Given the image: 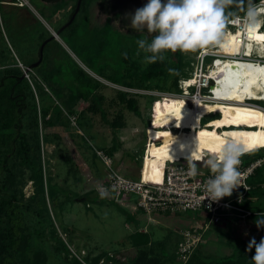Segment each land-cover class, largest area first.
Masks as SVG:
<instances>
[{
  "label": "rangeland",
  "instance_id": "rangeland-1",
  "mask_svg": "<svg viewBox=\"0 0 264 264\" xmlns=\"http://www.w3.org/2000/svg\"><path fill=\"white\" fill-rule=\"evenodd\" d=\"M98 1L84 0L83 4H91L88 10L84 12L82 8L77 12L74 20L60 30L57 38L52 39L45 48V52L48 49L52 52L47 58L53 63L61 62L66 69V62H74L100 82L102 88L98 93L103 97L99 107L104 119L98 112H89L87 102H78L74 109L76 112L84 111L86 124L82 126L83 129L79 130L71 123L67 130L70 137L57 128L45 130L63 138L59 142L42 144L40 150L43 174L49 176L51 184L59 189L56 192L58 206L54 209L52 220L58 236L78 259H90L106 253L113 259H102L98 264H127L137 253L128 239L133 232L148 236L146 244L140 249L156 248V244L166 237L167 247L172 246L173 251L179 231L196 225L198 229L204 227L208 233L201 244L202 256L218 258L230 254L237 247L240 237L234 219L210 223L200 213L189 211L163 217L146 216L130 205H115L109 198H101L98 187L103 188L104 168L97 160L94 165L91 163V146L111 148L112 166L122 176L129 179H140L142 176L144 180L158 182L165 161H190L187 164L191 168L195 165L197 172L205 171L202 169H209L207 158L219 154L226 142L235 141L246 150L264 140V77L258 74L252 83L246 80L248 86L244 84L242 88L226 90L233 73V33L238 28L237 24L226 27L219 45L207 48L202 67V73L209 70V75L215 78L212 87L215 99L231 104L183 103L179 97H169L177 93L172 84L174 74L168 71V68L173 69L170 63L175 61L174 53H164L165 60L153 63L155 70H151L150 77L141 80L140 76L145 75L144 69L148 64L143 63L146 55L143 51L137 55V40L155 34L149 35L146 26L142 32L137 31L128 21L121 26L120 19L113 17V13L105 15L100 12ZM28 4L29 7L25 6L26 9L21 11L0 6V67L12 65L19 69L18 63L24 66L34 60L39 48L36 45L38 36L58 31L68 20L67 16L56 13L49 18V10L37 1H29ZM260 4L261 1L257 3ZM69 6L70 3L65 8ZM14 12L27 21L26 27L12 24ZM107 19L108 24L119 32L104 28ZM215 53L226 57L219 55L220 58H214L210 65ZM122 55L134 64L136 76L139 77L136 79L140 84L138 89L123 88L108 82L111 80V65L114 67L117 63L118 67L121 66ZM88 56L97 64L89 62ZM179 64L176 86L182 79L193 82L194 73L200 67L197 53L181 52ZM100 68L102 70L99 71ZM30 74L34 75L32 69ZM119 90L127 92V98L135 101L139 115L129 111L125 103L117 99ZM161 93L164 94L162 99L159 97ZM38 99L40 103L47 102L44 94L38 93ZM245 100L262 102L251 104L245 103ZM116 119H120L121 125L110 127L109 122H116ZM82 134L88 147L81 138ZM205 155L208 156L204 160ZM18 181L21 193L26 198L32 191L27 173L18 176ZM87 194L96 202L86 201L84 195ZM259 202L264 206V195ZM126 214L133 218V222L126 221ZM260 218H245V223L248 230L264 235V226L257 228L255 223ZM67 260L68 256L59 261L65 264Z\"/></svg>",
  "mask_w": 264,
  "mask_h": 264
},
{
  "label": "trees",
  "instance_id": "trees-1",
  "mask_svg": "<svg viewBox=\"0 0 264 264\" xmlns=\"http://www.w3.org/2000/svg\"><path fill=\"white\" fill-rule=\"evenodd\" d=\"M27 1L28 3L29 1H37L42 7L47 8L50 13L47 15L49 18L55 13L69 18L76 2V0ZM83 1L80 2L78 12L82 8V11L86 12L91 6L89 3L83 4ZM129 1L99 0L97 6L100 12L105 15L113 13V17L120 19L122 26L126 25L130 19V14H132L131 6L127 5ZM259 1L261 0H253L255 4ZM13 2V0H0V6L16 11L26 9V7L14 6ZM162 2H166V0H162ZM69 3L70 6L66 9L65 7ZM137 5L135 4L139 8L145 6V4ZM232 11L236 13L237 17H242L245 14L244 11L235 8ZM108 20L104 22V28L118 31L108 24ZM11 21L16 27L27 26V21L23 18L20 19L16 12L12 15ZM263 26L247 28L243 24L234 31L233 42L235 47L231 64L233 73L227 91L230 88L232 90L242 88L244 84L248 86L249 83L246 80L252 83L258 74L260 77H264V63L258 60H264ZM49 36L47 32L44 35H39L36 43L37 48L42 40ZM148 39L150 41L151 36ZM50 42L52 39L43 46L42 52L45 53V56L42 53L40 63L32 69L34 75L29 74V81L22 76L21 70L16 66L0 67V264H62L59 261L60 258L63 261L67 256L68 260L65 264H98L99 260L111 261L113 259L106 253H101L90 259L86 257L78 259L70 253L66 243L58 236L52 222V220L54 221V209L58 206L56 192L59 189L51 184L49 176L43 174L40 150L42 144L59 142L63 138L56 133L49 134L45 130L57 128L70 137L67 130L71 122L76 125L77 129H83L82 126L86 124L83 117L84 111L76 112L74 109L78 102H87L86 109L93 114L98 112L102 119H104V113L99 107L103 99L98 93V90L102 88L100 82L86 74L74 62L69 64L66 62L67 66L64 69L65 66L61 62L53 63L52 60L50 61L49 55L52 52L49 49L45 52V48ZM197 52L198 50L195 51V53ZM173 56L175 61L170 64L173 69L179 72L181 51L175 52ZM36 60L37 55L34 60L24 66L28 67ZM88 60L96 63L89 56ZM120 64L119 67L117 63L114 67L111 65L112 72L109 75L111 80L108 82L123 88L138 89L140 84L136 79L139 77L136 76L134 64L129 63L124 55L121 57ZM100 70L102 69L100 68ZM151 70H155V66L148 64L144 69L145 75L140 76L141 80L147 76L150 77ZM177 76L174 75L172 83L175 91H178L176 88ZM38 93L46 96V103H40ZM116 97L120 102L125 103L129 111L139 115L135 101L127 98V92L119 90ZM109 125L112 128L120 126V119H116V122L110 121ZM83 136L84 134L81 135V138L85 146L88 147ZM98 149L111 157V148L98 147ZM262 154H264V140L246 149L240 157L241 163L248 165ZM94 161L95 156L91 152L93 165ZM24 172L27 173V180L32 187L31 194L26 198L21 193V187L18 186L20 182L18 176ZM247 183L250 189L247 193V200L241 206L252 214L234 219L240 237L237 247L232 249L230 254L218 258L205 257L200 253L201 245H198L190 252L187 260L181 263L175 255V247L180 239L179 235L173 245V251L172 246L167 247L166 237L162 242L156 244V248L143 250L140 248L146 244L148 236L146 233L135 231L129 235L128 239H130V245L137 250V253L127 264H173L176 262L178 264H254L252 257L255 254V248L253 247L251 251L248 250L249 241L255 238L256 242L259 243L264 235L248 230L245 218H262L264 216V206L259 202L264 195V189H261V184L264 183V172L259 168L255 169L247 179ZM85 197L89 198L88 194L84 195ZM86 198V201L96 202L93 198H89V200ZM104 199L108 200L107 198ZM113 204L117 205L116 203ZM125 219L128 222H133L130 215L126 214Z\"/></svg>",
  "mask_w": 264,
  "mask_h": 264
},
{
  "label": "built area",
  "instance_id": "built-area-1",
  "mask_svg": "<svg viewBox=\"0 0 264 264\" xmlns=\"http://www.w3.org/2000/svg\"><path fill=\"white\" fill-rule=\"evenodd\" d=\"M13 1L12 4L14 6L29 7L27 0ZM239 18V21L236 22V27H239V24L244 22L242 17ZM230 26L227 25V27ZM206 55L207 48L198 50L197 57L200 61V67L194 73L193 82L189 83L191 79L179 80L177 93L174 95L169 94V97L176 96L188 101L195 99L208 104L213 102L211 97H213L212 87L215 84V78L209 75V70L202 73L203 61ZM219 55L226 57L224 54L215 53L210 65L215 61L214 58H220ZM258 60L264 62L262 59ZM18 67L22 72V76L29 81L31 70L19 63ZM163 96L164 94L161 93L159 97L162 99L164 98ZM249 101L245 100V103H249ZM70 120L72 121V119ZM91 148L95 160L104 168L101 182L103 188L107 191L106 198H109L117 205H130L146 216L174 215L189 211L200 213L210 223H219L227 218L235 219L249 216L252 213L241 206L247 200V193L250 189L247 179L257 168L264 172V154L248 165L240 163L241 186L234 189L231 196L224 197L219 201H212L210 198H205L207 194L204 190L207 181L213 176L210 169L201 168L205 171H198L195 176H192L190 174L191 166L187 164L190 161H165L162 165L158 182L144 180L142 176L140 179H129L113 168L110 156L94 146H91ZM206 156L208 155H205L204 160ZM261 189H264V183L261 184ZM204 230L203 227L201 229L187 228L179 231L180 239L175 247V255L179 262L184 263L190 252L203 243Z\"/></svg>",
  "mask_w": 264,
  "mask_h": 264
},
{
  "label": "clouds",
  "instance_id": "clouds-1",
  "mask_svg": "<svg viewBox=\"0 0 264 264\" xmlns=\"http://www.w3.org/2000/svg\"><path fill=\"white\" fill-rule=\"evenodd\" d=\"M246 4V7H245ZM245 12L243 17L247 28H256L264 23V0L257 5L253 0H149L142 8L137 9L131 24L137 31L147 27L148 36L137 40V55L143 51L146 55L143 63L153 64L165 60L166 52H195L211 46L219 45L225 34L227 25L239 21L232 9ZM150 54V55H149ZM170 74L178 75L176 69H168ZM245 152L243 145L226 142L220 153L209 156L206 164L213 176L205 185V198L219 201L232 195L241 186L240 157ZM192 176L197 174L195 165L191 168ZM101 198L107 191L98 187ZM204 198V199H205ZM257 228L264 226V218L255 221ZM255 248L252 257L254 264H264V238L259 243L252 238L248 250Z\"/></svg>",
  "mask_w": 264,
  "mask_h": 264
},
{
  "label": "water",
  "instance_id": "water-1",
  "mask_svg": "<svg viewBox=\"0 0 264 264\" xmlns=\"http://www.w3.org/2000/svg\"><path fill=\"white\" fill-rule=\"evenodd\" d=\"M81 1L82 0H76L74 10H73L72 14L70 15V17L68 18L67 22L58 31L51 33L47 39H45L44 41L41 42V44L39 45L38 51H37V60L35 62L29 64L27 67L28 69H30V70L33 69L41 61L42 49H43V46L45 45V43H47L51 39L57 38V34L59 33V31L65 27H67L72 22L73 18L75 17L76 13L78 12L79 5H80Z\"/></svg>",
  "mask_w": 264,
  "mask_h": 264
},
{
  "label": "flooded vegetation",
  "instance_id": "flooded-vegetation-1",
  "mask_svg": "<svg viewBox=\"0 0 264 264\" xmlns=\"http://www.w3.org/2000/svg\"><path fill=\"white\" fill-rule=\"evenodd\" d=\"M119 1H121V0H119ZM149 2V0H130L127 4H130V6H131V9H132V14H130V12H129V14H130V20H128V22L129 23H131V21H132V18L134 17V14H135V12H136V10L137 9H140L139 7H136L135 6V4L137 5V4H147ZM132 5H134V6H132ZM138 6V5H137ZM128 14V15H129ZM127 15V14H126ZM133 30V29H132Z\"/></svg>",
  "mask_w": 264,
  "mask_h": 264
},
{
  "label": "bare ground",
  "instance_id": "bare-ground-1",
  "mask_svg": "<svg viewBox=\"0 0 264 264\" xmlns=\"http://www.w3.org/2000/svg\"><path fill=\"white\" fill-rule=\"evenodd\" d=\"M212 94H213V92H212ZM180 98V97H179ZM182 101H183V103H185V102H200V101H198V100H195V99H191L190 101H188V100H185V99H183V98H180ZM211 99H212V103H203V102H200V103H203V104H208V105H220V104H231V103H225V102H222V101H220V100H217V99H215V97H214V94H213V97H211ZM180 130V129H179ZM182 130V129H181Z\"/></svg>",
  "mask_w": 264,
  "mask_h": 264
},
{
  "label": "crops",
  "instance_id": "crops-1",
  "mask_svg": "<svg viewBox=\"0 0 264 264\" xmlns=\"http://www.w3.org/2000/svg\"><path fill=\"white\" fill-rule=\"evenodd\" d=\"M251 102H256V101H251V100H250L249 103H251ZM251 104H253V103H251ZM204 117H205V116H204ZM201 119H202V118H200V120H201ZM202 125H203V124H202ZM163 215H164V214L158 215V217H163ZM225 220H229V221H230V220H232V219L227 218V219H225ZM199 224L202 225L201 222H200ZM187 226H188V225H187ZM189 226H190V227H188V228H196V229H197V226H196V225H189ZM203 233H204V238H207L206 236H208V235H207L208 233H206V231H204Z\"/></svg>",
  "mask_w": 264,
  "mask_h": 264
}]
</instances>
